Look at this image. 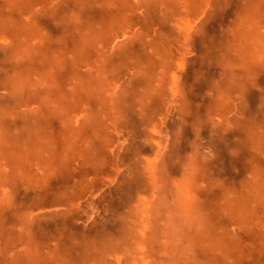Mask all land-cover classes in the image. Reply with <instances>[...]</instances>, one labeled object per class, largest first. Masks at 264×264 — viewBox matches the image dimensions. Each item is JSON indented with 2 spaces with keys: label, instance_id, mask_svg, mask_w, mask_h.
Returning a JSON list of instances; mask_svg holds the SVG:
<instances>
[{
  "label": "rangeland",
  "instance_id": "1",
  "mask_svg": "<svg viewBox=\"0 0 264 264\" xmlns=\"http://www.w3.org/2000/svg\"><path fill=\"white\" fill-rule=\"evenodd\" d=\"M32 179L114 264H264V0H0V208Z\"/></svg>",
  "mask_w": 264,
  "mask_h": 264
},
{
  "label": "crops",
  "instance_id": "2",
  "mask_svg": "<svg viewBox=\"0 0 264 264\" xmlns=\"http://www.w3.org/2000/svg\"><path fill=\"white\" fill-rule=\"evenodd\" d=\"M27 164L34 166V160L29 159ZM33 168L35 171V166ZM79 183L81 182L75 181V184ZM40 184H43L40 183V179L37 181L32 179L20 184L18 188L21 194L18 195L17 192L13 199L5 201L0 208V264H15L18 261L34 264L38 259L34 252L45 254V261L42 264H53L50 261L53 260L54 255H56L57 260H54L57 264L61 263L57 256L60 255L59 252H63L64 255L66 253L71 261H82V264H101L103 254L113 264L121 261L124 249L118 253L109 251L108 246H101L99 240L93 238V236L98 237V231L93 230L95 232L92 236V229L96 226L92 214L87 215L82 221L80 217L70 215L76 201L75 198H77L76 191H74V196L69 192L68 188L72 186H65L67 194L65 190L61 191L62 196L60 194L55 196V202L52 204L44 189L34 191V188H43ZM73 188H80V186L75 185ZM52 214L54 217L60 215L57 222L54 221V217L50 218ZM65 216L71 223L73 221V225L68 226L69 222L64 220ZM75 220H79L77 221L79 224ZM139 235H141V230H139ZM139 247L141 248L139 252H141L143 246ZM126 251L128 253V248ZM81 253L82 255L79 256ZM216 253L219 252L216 251ZM142 254L141 264H144L147 258L144 250ZM219 256L222 255L219 253ZM221 260L224 259L209 260L205 264H223ZM230 260L231 263L238 264L237 261ZM226 261L230 262L227 259ZM260 261L253 259L249 264L253 262L259 264Z\"/></svg>",
  "mask_w": 264,
  "mask_h": 264
}]
</instances>
